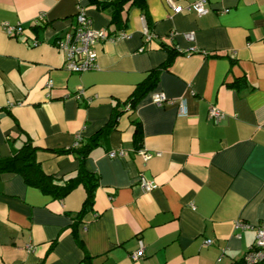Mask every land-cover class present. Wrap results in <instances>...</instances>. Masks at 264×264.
I'll use <instances>...</instances> for the list:
<instances>
[{"label": "crops", "instance_id": "1", "mask_svg": "<svg viewBox=\"0 0 264 264\" xmlns=\"http://www.w3.org/2000/svg\"><path fill=\"white\" fill-rule=\"evenodd\" d=\"M137 1L114 12L90 0H0V159L31 140L47 174L76 179L80 160L61 151L120 112L84 163L100 181L92 206L84 185L57 199L0 173V264H243L255 245L264 224V0H208L204 17L176 14L169 0ZM79 8L95 30L129 37L99 43L98 69L82 74L66 70L56 46ZM6 23L23 34L8 35ZM156 93L176 102L158 107ZM213 107L221 120L210 119ZM142 177L156 188L144 190ZM140 243L144 256L133 260Z\"/></svg>", "mask_w": 264, "mask_h": 264}, {"label": "built area", "instance_id": "2", "mask_svg": "<svg viewBox=\"0 0 264 264\" xmlns=\"http://www.w3.org/2000/svg\"><path fill=\"white\" fill-rule=\"evenodd\" d=\"M171 5L173 11L176 14L183 12H194L198 17H204L210 14V9L207 7L208 0H197L194 3L188 4L186 7L175 5L172 0L168 1ZM142 22H146V19L142 17ZM93 22L90 17L86 14L83 8H79L76 15V26L74 29L67 33L65 36L59 38L56 41L57 48L66 57V70L70 73L82 74L98 69V53L96 46L99 43L113 42L116 40H122L129 38L127 34L121 33L117 36H111L109 31L106 30H95L93 27ZM4 31L10 36H18L23 34L24 28L21 25H10L6 23L4 25ZM194 33L187 35L189 40H194ZM148 37L147 41H150ZM37 45V44H35ZM192 52H194L192 50ZM47 89L53 87V81L50 80L47 84ZM83 93L81 92L79 97ZM154 105L158 107H163L167 104H173L176 101L168 99L162 93H156L152 97ZM181 116L187 115V110L183 102L180 104ZM209 117L211 120L219 121L223 118V113L219 109L213 107L210 110ZM140 154L143 155L144 160L148 161L152 158L151 153H147L145 150H140ZM118 155L124 157L125 153L122 151L119 154L116 152H111L110 157L115 158ZM141 187L146 191H152L156 188L154 182L146 180V178H141ZM212 241H207L206 245H211ZM144 256V246L140 243V248L132 255L133 260H138ZM246 264H263L264 263V224L257 230V237L255 245L246 254L244 259Z\"/></svg>", "mask_w": 264, "mask_h": 264}, {"label": "trees", "instance_id": "3", "mask_svg": "<svg viewBox=\"0 0 264 264\" xmlns=\"http://www.w3.org/2000/svg\"><path fill=\"white\" fill-rule=\"evenodd\" d=\"M90 1L101 4L105 9H113L114 12L118 10V7H121L122 4L126 2V0ZM137 3L143 6L144 0H138ZM110 34L111 36H117L116 33L113 34L110 32ZM159 74V69L153 71L144 83L136 87L130 102L128 103L130 111L136 108L141 97L156 84V82L159 80ZM119 116L120 112L117 111L108 125L97 132L87 143H79L80 145L70 149L69 151H61L62 153L66 154H74L78 160H80L79 175L76 179H70L68 182L62 183L56 179L55 176L47 174L42 168L41 163L38 161V147L34 145L31 140L26 141L24 146L19 150H14L11 157L0 159V173H18L24 178L28 185L39 188L43 192L51 194L57 199L65 198L76 187L84 185L88 193L86 207L88 205L92 206L94 203L95 193L100 185V181L96 174L86 171L84 163L90 151L94 147L100 145L102 140H106L108 138V134L110 130L115 127L117 118ZM141 142L142 129L141 126L138 125L135 132V143L138 145ZM243 264H246L244 260Z\"/></svg>", "mask_w": 264, "mask_h": 264}]
</instances>
